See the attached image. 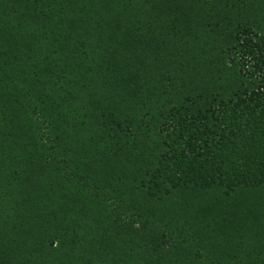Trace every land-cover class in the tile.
Wrapping results in <instances>:
<instances>
[{"label": "trees", "instance_id": "obj_1", "mask_svg": "<svg viewBox=\"0 0 264 264\" xmlns=\"http://www.w3.org/2000/svg\"><path fill=\"white\" fill-rule=\"evenodd\" d=\"M0 264H264V0H0Z\"/></svg>", "mask_w": 264, "mask_h": 264}, {"label": "rangeland", "instance_id": "obj_2", "mask_svg": "<svg viewBox=\"0 0 264 264\" xmlns=\"http://www.w3.org/2000/svg\"><path fill=\"white\" fill-rule=\"evenodd\" d=\"M137 226V224H135Z\"/></svg>", "mask_w": 264, "mask_h": 264}]
</instances>
